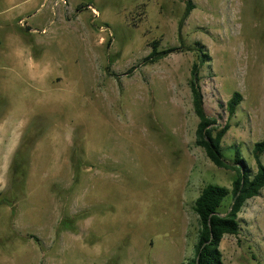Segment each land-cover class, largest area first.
<instances>
[{
    "label": "rangeland",
    "instance_id": "1",
    "mask_svg": "<svg viewBox=\"0 0 264 264\" xmlns=\"http://www.w3.org/2000/svg\"><path fill=\"white\" fill-rule=\"evenodd\" d=\"M189 1L187 12V0H16L12 7L0 0V133L26 125L21 141L33 181L49 177L43 200L55 202L48 208L60 218L36 262L183 264L194 255L195 198L205 184L230 187L234 177L194 143L188 80L197 56L185 48L195 42L210 55L200 70L207 114L223 125L218 102L242 95L223 156L238 146L256 169L250 151L264 134V0ZM8 32L17 37L3 38ZM155 39L160 48H184L143 64ZM6 42L43 57L41 70L51 66L52 75L31 78L28 57L6 61ZM55 169L59 183L51 180ZM229 203L227 196L221 211ZM239 222V232L221 240L223 263L264 264V188ZM56 224L63 234L51 230Z\"/></svg>",
    "mask_w": 264,
    "mask_h": 264
},
{
    "label": "trees",
    "instance_id": "2",
    "mask_svg": "<svg viewBox=\"0 0 264 264\" xmlns=\"http://www.w3.org/2000/svg\"><path fill=\"white\" fill-rule=\"evenodd\" d=\"M187 12L193 8L192 3L187 0ZM82 5H78L77 8ZM195 46L187 47L196 51L197 60L190 67L189 88L192 97V106L198 122L195 129V145L203 148L208 159L216 166L234 171L231 186L227 187L219 183L209 182L205 184L193 202V210L197 215L198 232L194 245V255L183 264H224L220 250L222 238L229 234L235 235L239 232V213L246 201L258 196L264 188V134L263 137L254 142L251 148L256 169L253 171L248 167L241 155L238 146H234L232 157L226 160L222 153V140L230 127L228 119L231 118L242 101L239 91H233L229 99L223 104L227 112V120L223 125L217 123L216 117H210L204 106V96L201 89V67L209 60L210 55L204 52L202 45L195 42ZM150 51L140 62L143 64L154 63L173 52H180L183 46H169L160 48V39L150 43ZM26 139L20 143V148L15 154L12 167L13 182H22L25 176L24 167L28 165V148ZM230 196V203L224 211L221 207L225 197Z\"/></svg>",
    "mask_w": 264,
    "mask_h": 264
},
{
    "label": "crops",
    "instance_id": "3",
    "mask_svg": "<svg viewBox=\"0 0 264 264\" xmlns=\"http://www.w3.org/2000/svg\"><path fill=\"white\" fill-rule=\"evenodd\" d=\"M5 2L6 7H12L17 3L16 0H5ZM19 22L26 25V22L21 18ZM7 37L12 39L17 35L14 32H8L3 38L7 39ZM6 44L9 49L6 51L10 55L9 60L6 61L14 62V59L19 56L30 59L29 68L34 72L30 74L31 78H45L52 75L51 71H48L51 68L50 65L49 68L44 67L41 70L42 65H46L43 63L46 62V60H42L43 57L35 58L32 54L27 53V49L17 48V45L13 46L7 42ZM24 45L26 44L23 43L21 47ZM24 126L26 127L23 123L15 135L0 133V264H40L35 261V258L39 257L36 255L42 254V237L46 236L45 232L52 224L51 222H60L59 214L52 208H48L49 205L54 206L55 202L49 201L50 198L45 203L43 200L48 197V192L51 191L49 185L45 183L47 180L50 181L49 177H36L37 181H33L35 168L31 163L29 164V161L28 165L24 167L23 181L13 182L11 164L20 148L23 136L21 129ZM47 173L49 172L41 171L43 175ZM53 174L51 179L53 182L59 183L64 180L60 175V169H55ZM56 226L51 225V230L56 231V234L61 232L63 234L64 228L60 231L59 226L57 224Z\"/></svg>",
    "mask_w": 264,
    "mask_h": 264
}]
</instances>
